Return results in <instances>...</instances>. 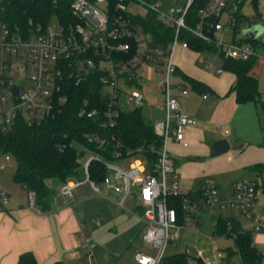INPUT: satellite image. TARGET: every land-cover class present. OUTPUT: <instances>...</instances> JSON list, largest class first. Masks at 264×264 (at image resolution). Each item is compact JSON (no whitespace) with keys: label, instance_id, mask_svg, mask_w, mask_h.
Instances as JSON below:
<instances>
[{"label":"built area","instance_id":"obj_1","mask_svg":"<svg viewBox=\"0 0 264 264\" xmlns=\"http://www.w3.org/2000/svg\"><path fill=\"white\" fill-rule=\"evenodd\" d=\"M69 1L72 18L76 22L66 24L56 17L60 23L59 32L51 27V22L46 28L38 27L27 35L14 33L6 25H0V53L4 51L11 56L9 61L0 58V130L11 131L20 117L30 124H40L45 119L56 116L68 103L70 83L78 86L94 74L102 76L104 98L110 101L108 109L102 112L91 107L90 101H85L79 117L93 120L99 118L103 129L113 128L122 110L119 98L124 88L134 89L127 92L128 103H133L136 107L143 106L145 95L138 89L141 86L140 72L145 65H151L163 77L158 90L165 98L162 130L156 131L163 140L158 161L148 167L142 151L125 152L123 144L117 143L111 152L114 160L88 154L82 163L84 180L63 184L61 193L71 198L74 188L87 182L95 194L114 198L121 208L128 211L140 210L144 222L142 238L156 249L157 254L151 256L139 253L136 264H162L168 257L169 248L180 241L183 230L200 233L204 211H238L248 219L252 218L254 203L259 195L254 180L244 179L236 183L230 198H225L220 188L208 180L201 183L199 193L185 194L181 190L180 176L167 148L172 139L187 147L185 131L197 124L194 117L181 110L172 94V82L177 72L174 59L176 50L179 47L189 49L188 44L181 40L184 32L215 46L214 52L198 54L199 62L216 74L224 72L221 67L216 66L217 58L236 61L257 58L264 63L262 47L260 51L251 43L238 39V33L249 29L250 25H242L235 34L236 38L233 37L230 41L226 39L228 31H232L234 36L238 14L244 1L207 0L206 6L198 13L196 27L188 25L190 9L196 0H182L167 13L162 12L159 0ZM135 6L145 8L147 14H136L132 10ZM150 15L174 33V40L167 50L156 45L144 28L136 23L138 20H148ZM14 69L32 71L28 87L15 84L8 75ZM14 87L19 89L18 96L13 91ZM187 94V90H182L183 96ZM10 97L15 102L9 101ZM220 130L229 134L226 126H221ZM86 137L89 143L100 141L102 146L106 145V140H100L98 136ZM150 150L155 152L154 147ZM10 158L7 156V160ZM95 161L103 163L107 169L103 183L91 179L90 167ZM102 186L107 192H103ZM114 194L118 197L115 198ZM0 195L7 204L9 193L2 191ZM130 198L132 203L128 204ZM28 199L31 210L43 213L37 206L35 191H28ZM179 199L182 203H179ZM179 207H182V212ZM262 227L264 217L255 231L260 232ZM209 239L212 243L215 242L213 238ZM80 241L81 248L91 260L94 257L91 239L81 234ZM218 251L212 261H206L203 253L192 254L189 247L180 253L188 254L192 264H240L239 260H229L225 253L217 254Z\"/></svg>","mask_w":264,"mask_h":264},{"label":"trees","instance_id":"obj_2","mask_svg":"<svg viewBox=\"0 0 264 264\" xmlns=\"http://www.w3.org/2000/svg\"><path fill=\"white\" fill-rule=\"evenodd\" d=\"M206 3L207 0L194 2L188 19L190 27L197 26L198 13ZM254 5L257 6L256 2ZM241 12L242 6L238 14V25L234 30L235 38L242 25L252 26L255 23ZM54 17H58L66 24L76 22L72 18L69 0H0V25H6L17 34L27 35L38 27L46 28ZM147 18L146 21L138 20L136 23L144 28L156 45L167 50L174 40L173 31L159 23L153 15ZM181 40L196 53L216 51L214 45L188 32L181 35ZM244 41L264 49V39L253 40L248 37ZM221 60L223 71L236 76L232 93L235 94L237 103L240 105L254 103L256 106H262L264 110L259 80L254 71L260 61L257 58L236 61L224 57ZM101 79L100 74H94L78 86L71 82L68 103L56 116L47 118L40 124H30L20 117L11 131L0 132V154L16 161L15 181L28 191L37 193V206L43 213L51 210L52 200L63 184L73 180H84L82 163L88 154L114 160L111 152L117 143H122L125 152L142 151L148 167L158 161L163 140L157 134L155 125L144 115L143 107H135L130 111L121 110L115 126L106 130L101 127L99 118L93 120L79 117L85 101H90L91 107L102 112L108 109L110 101L104 98ZM184 79L194 90L202 93L208 91L202 82L191 77ZM87 135H95L100 140H106V145L102 146L100 141L89 143ZM151 147L155 148V152H151ZM262 147L264 148V143ZM253 170L259 177V180L255 181L258 191L264 190V164L255 166ZM90 174L93 181L103 183L107 169L103 163L95 161L91 164ZM201 183L203 181L199 185ZM179 203H182L181 199ZM179 210L182 212V207H179ZM217 232L220 237L234 239L235 246L225 250L229 260L238 257L240 264H263L264 256L254 245L253 234L242 229L234 218L220 216ZM18 264L39 263L33 253L27 252L20 256ZM162 264L192 263L188 254L178 253L166 257Z\"/></svg>","mask_w":264,"mask_h":264},{"label":"crops","instance_id":"obj_3","mask_svg":"<svg viewBox=\"0 0 264 264\" xmlns=\"http://www.w3.org/2000/svg\"><path fill=\"white\" fill-rule=\"evenodd\" d=\"M174 59L177 73L172 82L176 90L172 94L181 110L194 117L197 124L185 131L187 147L172 139L167 148L180 176L182 192L195 194L200 189L201 181L218 176L215 169L221 167L218 165L226 164L225 158L213 162H207L206 159H212V145L221 140L218 134L224 131L220 127L226 126L228 129V124L233 125L236 114L244 104H238L235 94L232 93L236 84V76L232 73L211 72L199 62V54L190 49L179 47ZM254 71L257 77L261 73L264 76V63L259 62ZM184 77L202 82L208 91L202 93L193 89L196 96H192L186 89L190 84ZM182 90H187L188 94L183 96ZM209 94L213 98H209ZM144 95L145 102L142 107L148 103V99L157 100L147 98L146 93ZM164 108L163 95L157 110L159 118L152 122L157 132L162 130ZM224 134L231 135L232 132ZM260 148L262 150L252 149L251 158L235 166L239 170L244 169V174L232 183V195L239 181L259 180L258 173L253 168L264 164V148ZM12 161L13 158L7 160V156L4 163L0 161V194L6 191L10 195L7 204L0 195V264H18L20 256L27 252L33 253L39 264H136L137 254L143 253L141 241L144 222L140 210L123 209L114 198L95 194L91 185L83 182L74 188L71 198L61 193V186L52 200L51 210L38 214L29 208L28 190L15 179L13 183L10 180L12 176H5L6 164ZM219 188L225 198L232 196L227 197L224 190ZM102 189L107 192L105 188ZM260 193L259 191L258 197ZM114 196L118 197L117 194ZM258 197L254 206L259 203ZM234 212L236 211H231L228 218L235 219ZM253 218L254 216L250 219ZM81 234L91 239L94 253L91 260L81 248ZM252 234L254 245L264 256V227L260 232L254 230Z\"/></svg>","mask_w":264,"mask_h":264},{"label":"rangeland","instance_id":"obj_4","mask_svg":"<svg viewBox=\"0 0 264 264\" xmlns=\"http://www.w3.org/2000/svg\"><path fill=\"white\" fill-rule=\"evenodd\" d=\"M162 4V12H169L170 8L176 6L178 3L182 2V0H159ZM242 5V13L249 19H252L255 23L253 25L258 26V28L263 32L261 35V39H264V0H243ZM256 2L257 6L254 5ZM132 10L139 15H146L147 11L143 7L135 6ZM252 25V26H253ZM51 27L59 32L60 31V23L54 17L51 20ZM246 35H244V31H240L238 33V39H246ZM233 38V32L228 31L227 40L230 41ZM262 51L261 47H257ZM0 58L2 60H11L10 54L1 51ZM216 66H222V60L216 59ZM146 70V71H145ZM145 72V73H144ZM150 72V73H149ZM144 73V74H143ZM140 74L139 82L142 86H140V90L143 93H146L147 98H156L157 100H149L146 105L143 107V113L151 122H156L158 117L157 110L161 105V100L163 98V94L158 90L159 86L163 81V77L160 73L156 74L154 67L151 65H145ZM212 74V73H211ZM9 76L12 77L15 84L26 88L30 84V77L32 75V71L29 69L25 72L14 69L11 71ZM213 76H217L213 74ZM259 91L262 94L263 102H264V76L263 74H259ZM185 87V85H184ZM186 89L193 96L195 95V91L190 85L186 86ZM134 90L133 88H124L121 97L119 98V105L123 111H130L134 109L136 106L133 103H128L127 101V92ZM158 90V91H157ZM176 87L172 86V92L175 93ZM0 92V97H1ZM196 96V95H195ZM209 98H213L211 94L208 95ZM9 101H14L12 97H10ZM15 102V101H14ZM244 107H241L239 112L235 116V120L233 125L228 124V129L232 132L231 135H225L224 132H219L218 136L221 137V140H228L231 143V151L223 156L218 158L206 159L208 162L219 161L222 158L227 159L225 165H218L217 171L218 176L208 177V180L215 183L221 189L224 190V193L227 197L232 195V183L242 174H244V169H237L235 166L243 163L245 160L250 159L252 156V149L254 150H262V144L264 143V110L262 106H256L254 103L244 104ZM0 132H2L0 130ZM218 132V131H216ZM234 133V135H233ZM236 135V136H235ZM210 158V157H209ZM5 155L0 154V161L4 163ZM205 161V160H204ZM208 164V163H207ZM7 169L4 171L6 177L12 176V182H14L17 164L13 159L12 162L6 164ZM15 172V173H14ZM103 188V186H102ZM226 188V189H225ZM103 190V189H102ZM135 191V189H134ZM260 196L258 197L259 203L254 206V218L247 219L240 212L236 211L235 220L240 224L241 228L245 231H249L254 233L255 227L260 225V220L264 217V190H260ZM132 203V199L128 204ZM231 211L224 212H216L207 210L202 213V225L200 227V233L194 232L191 230H183L180 236V241L173 247L171 246L167 252L168 256L175 254L176 252H184L187 247L190 248L192 254L197 255L198 253H203L206 261H212L215 258L216 251L218 253H225V250L228 248H233L235 246V242L233 238L230 237H220L218 236V223L219 217L223 216L224 218H228L230 216ZM213 238L215 240L214 243L210 241L209 238ZM141 247L143 253H148L151 256H156L157 251L151 245L146 243L145 241H141ZM238 260V257H235Z\"/></svg>","mask_w":264,"mask_h":264},{"label":"water","instance_id":"obj_5","mask_svg":"<svg viewBox=\"0 0 264 264\" xmlns=\"http://www.w3.org/2000/svg\"><path fill=\"white\" fill-rule=\"evenodd\" d=\"M180 9V7L178 6ZM263 32L258 28V26L253 25L249 29L244 30V35L256 40L261 37ZM16 96L19 95V89L17 87L13 88ZM231 143L228 140H220L212 145V158H218L231 151Z\"/></svg>","mask_w":264,"mask_h":264}]
</instances>
